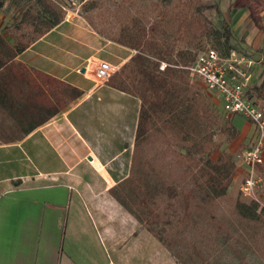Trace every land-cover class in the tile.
<instances>
[{
	"label": "rangeland",
	"instance_id": "374dc122",
	"mask_svg": "<svg viewBox=\"0 0 264 264\" xmlns=\"http://www.w3.org/2000/svg\"><path fill=\"white\" fill-rule=\"evenodd\" d=\"M233 1L58 0V6L65 18H71L75 30L83 27L90 31L91 40H94L91 46L98 49L97 57L111 63L112 42H116L123 31L133 27L150 28L155 22L160 24L155 38L162 48H173L175 56L181 52L197 55L208 48L226 54L232 48L257 57L261 62L254 70L248 97L264 105V34L248 19L247 9L233 8ZM199 13L211 21L213 34L194 41L193 45H189L188 40L177 39L179 16ZM227 31L229 41L226 40ZM91 66L96 68L93 63ZM166 66L167 63L162 62L160 69ZM188 79L198 99L194 108L197 109L203 100L209 115L200 118L198 112L191 111L187 122H183V129L174 127L171 121L165 125L155 120L140 146L135 148L134 142L118 159L119 163L110 166V171L118 172L123 180L131 175L138 185L139 177L146 176L153 186L147 190L141 184L140 189L134 191L131 184L116 185L120 192L130 195L128 203L139 219L153 229L155 237L139 227L134 231L136 235L127 237V242L116 249L98 216L80 201L75 187H69L71 192H68V187L56 181L53 183L55 190L63 193L56 197L62 211L47 221L26 222L20 235L25 254L43 256H11L12 244L5 242L8 227L0 221V264H67V258L73 264H205L204 260L213 264H264V163L259 165L261 168L258 166L263 178L257 191L258 199L246 197L241 190L246 176L242 155L252 145L256 130L248 140L239 143L235 117L225 116L222 100L209 92L201 81L190 76ZM108 97L110 95L106 94ZM189 103L186 101L181 108L186 109ZM113 105L118 104L113 102ZM90 115L95 114L91 112ZM111 119L112 122L99 127V139L105 153H118L124 133L119 129L121 123L117 117ZM242 119L245 118L236 116L238 126ZM21 127L16 119L4 117L0 111V130L5 131L0 132V137L19 135L17 130ZM208 150L215 161L225 160L231 154L235 163L233 181L223 196L213 195L202 177L208 157L205 151ZM86 168L83 164L79 170ZM9 171L0 166L2 174ZM4 187L1 185L0 190ZM147 192L148 206H145L138 201ZM185 196L191 202L189 219L185 216ZM110 221L115 235L122 234L119 230L121 218L117 215ZM194 247L198 252L193 251ZM63 253L75 256H60Z\"/></svg>",
	"mask_w": 264,
	"mask_h": 264
},
{
	"label": "crops",
	"instance_id": "0c3cea01",
	"mask_svg": "<svg viewBox=\"0 0 264 264\" xmlns=\"http://www.w3.org/2000/svg\"><path fill=\"white\" fill-rule=\"evenodd\" d=\"M47 1L58 5V0ZM262 16L264 24V12ZM51 20L45 0H0V35L12 47L17 45L16 38L44 34L16 57L17 62L41 74L35 77L43 91L68 94V86L83 91L81 97L34 130L28 132L26 125L17 130L19 135L0 137V166L11 170L5 174L0 172V186H5L0 190V221L8 227L5 242L12 244L11 256H43L25 254L20 235L26 222L47 221L62 211V206L56 203V197L62 193L55 190L53 183L56 181L68 187V192H71L69 187H75L80 201L98 216L116 249L127 242V237L136 235L134 231L139 227L155 237L153 230L115 196L113 188L123 179L118 172L110 171V166L118 164V159L135 142L141 100L106 83L96 84L91 63L97 65L105 59L97 57V47L91 46L94 40H91L90 31L83 27L75 30L70 17H64L60 24L46 31ZM258 31L264 34V30ZM108 42L110 45L111 41ZM112 45V64L118 68L137 52L117 42ZM106 94L110 97L106 98ZM0 111L4 117L14 118L1 107ZM91 112L95 115H90ZM112 116L121 123L123 144L121 152L105 153L99 127L112 122ZM234 121L239 143L245 142L252 136L254 125L242 119L238 126L236 117ZM83 164L87 168L79 170ZM117 215L121 218L119 230L123 231L119 235H115L110 221ZM60 256L75 255L63 253ZM66 263L73 264V261L67 258Z\"/></svg>",
	"mask_w": 264,
	"mask_h": 264
},
{
	"label": "trees",
	"instance_id": "16d2710c",
	"mask_svg": "<svg viewBox=\"0 0 264 264\" xmlns=\"http://www.w3.org/2000/svg\"><path fill=\"white\" fill-rule=\"evenodd\" d=\"M45 6L52 15L51 24L46 30L48 31L61 23L64 12L58 5L49 3L47 0H45ZM232 6L234 9H247L248 19L260 30H264L262 16L264 0H234ZM179 19L177 39L188 40L189 45H193L194 41L201 38L211 36L214 32L211 21L202 13L190 16L182 14ZM159 25V22H155L150 28L133 27L122 32L116 42L137 52L106 82L107 85L141 100L135 148L146 139L155 120L165 125L170 124L171 121L174 127L183 129V122H187L191 111L198 112L200 118L209 115L208 106L205 102L203 103V100L197 105V109L194 108V102L198 99L195 97L196 93L191 91L188 79L190 75L184 68L190 65L197 55L181 52L175 56L173 48H162L155 38ZM225 34L226 40L229 41V32ZM42 35L44 34L36 33L21 40L16 38L18 42L15 48L0 35V107L7 110L21 126L27 125L28 132L44 124L83 94V91L75 86H68V94H46L35 77L41 74L31 71L23 63L16 61L18 54ZM232 50L235 49H228L227 53ZM162 62L167 63L164 70L160 69ZM64 92L63 89L62 93ZM186 101H190L186 109L181 108ZM205 152L208 157L205 158L206 166L202 172L204 183L213 195L223 196L229 189L235 173L232 155L228 154L225 160L215 161L210 158L209 150ZM138 181L139 186L129 175L120 183L122 187L131 184L134 191L140 189L141 184H144L147 190L149 187L153 189L146 176H140ZM155 189L158 187L155 186ZM113 191L125 206L135 212L127 200V198L130 199V195L120 192L117 187L113 188ZM147 194L149 193H145L138 201L143 202L145 206H148ZM184 203L185 216L189 219L191 218V202L188 196L184 197ZM244 215L248 214L244 212ZM140 220L144 223L143 219ZM193 251L198 252V249L194 247ZM204 263L213 264L206 260Z\"/></svg>",
	"mask_w": 264,
	"mask_h": 264
},
{
	"label": "built area",
	"instance_id": "2783aa9c",
	"mask_svg": "<svg viewBox=\"0 0 264 264\" xmlns=\"http://www.w3.org/2000/svg\"><path fill=\"white\" fill-rule=\"evenodd\" d=\"M260 62L242 51L232 50L223 54L216 48H208L184 67L191 78L201 81L209 92L222 100L227 118L244 117L255 126L252 145L242 155L246 176L241 190L252 199H258L257 191L263 182L258 166L264 163V105L252 102L248 93L254 70ZM118 69L111 62L100 60L93 69L94 80L104 84Z\"/></svg>",
	"mask_w": 264,
	"mask_h": 264
},
{
	"label": "water",
	"instance_id": "95a60500",
	"mask_svg": "<svg viewBox=\"0 0 264 264\" xmlns=\"http://www.w3.org/2000/svg\"><path fill=\"white\" fill-rule=\"evenodd\" d=\"M83 71H85V68H83Z\"/></svg>",
	"mask_w": 264,
	"mask_h": 264
}]
</instances>
